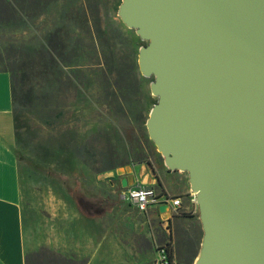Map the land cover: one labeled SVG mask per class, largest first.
<instances>
[{
  "label": "rangeland",
  "instance_id": "1",
  "mask_svg": "<svg viewBox=\"0 0 264 264\" xmlns=\"http://www.w3.org/2000/svg\"><path fill=\"white\" fill-rule=\"evenodd\" d=\"M120 2L0 0V72L18 67L32 74L26 97L14 108L11 146L18 157L31 264H67L60 257L76 260L70 251L53 249L60 240L55 227L67 229L73 209L66 189L49 175H64L91 199L115 198L116 169L128 168L129 173L133 164L162 161L144 124L156 102L148 83L122 90L146 42L135 32L124 41L113 31ZM39 49L44 57L48 50L60 53L57 68L50 69L45 61L36 66ZM121 92L124 101L118 98ZM174 217L153 264L165 247L172 264H194L198 256V211ZM42 251L48 254L41 257Z\"/></svg>",
  "mask_w": 264,
  "mask_h": 264
},
{
  "label": "water",
  "instance_id": "2",
  "mask_svg": "<svg viewBox=\"0 0 264 264\" xmlns=\"http://www.w3.org/2000/svg\"><path fill=\"white\" fill-rule=\"evenodd\" d=\"M117 16L146 42L145 128L187 175L199 264H264V0H121ZM127 172L116 169L122 188Z\"/></svg>",
  "mask_w": 264,
  "mask_h": 264
},
{
  "label": "crops",
  "instance_id": "3",
  "mask_svg": "<svg viewBox=\"0 0 264 264\" xmlns=\"http://www.w3.org/2000/svg\"><path fill=\"white\" fill-rule=\"evenodd\" d=\"M13 100L10 75L0 72V264H31L30 246L27 243V222L22 211V190L19 163L11 149L14 141ZM128 186L153 187L158 196L178 198V212L169 205L163 212L152 205L140 213L130 203L121 199L123 189L115 198H85L104 200L114 205L95 219L85 218L68 194L70 213L67 229L59 231L60 240L53 249L70 251L76 260L60 257L67 264H153L158 244L170 235L168 227L174 216H193L197 212L194 195L190 191L187 175L167 169L162 161L151 159L131 166ZM127 186V187H128ZM80 189V188H79ZM82 192V191H81ZM174 215V216H173ZM177 217V218H178ZM62 235L64 239H62ZM33 249V248H32ZM46 251L41 252L44 256ZM33 256H39L34 253ZM55 257V256H54ZM60 259V260H61Z\"/></svg>",
  "mask_w": 264,
  "mask_h": 264
},
{
  "label": "trees",
  "instance_id": "4",
  "mask_svg": "<svg viewBox=\"0 0 264 264\" xmlns=\"http://www.w3.org/2000/svg\"><path fill=\"white\" fill-rule=\"evenodd\" d=\"M95 7H96V11L98 12L99 10L97 9V5H95ZM112 29L115 32V34L124 41L128 39L129 33L134 32L133 30L126 28L121 23L120 20L112 22ZM56 52H57V54H56ZM46 55H47V57L43 56V50L42 49H39L37 51L38 58L36 59L37 60L36 66L41 65V62L45 61L48 64L50 69L57 68V64L59 62L58 56L60 55V53L56 50H53V51L48 50V51H46ZM4 72H6V71H4ZM8 72L10 75V85H11V93H12V100H13V118H14V108H16V106L20 105L23 102L24 98L26 97V93H24V90L26 88V84L30 80L29 77L32 74H28V73L24 72L21 68H18V67H14V68L10 69ZM50 74H53V72H51ZM124 80H125V82L127 81L126 82L127 86L124 87L122 90L128 91V89L130 88V87H128V85H132L136 88H143L146 83H148V85L150 84V82L152 81V78L143 77L140 74V72L138 70V66H137V67H134V74H133V72H128V74L124 77ZM125 95L122 94V92H121V95H119V97H118L120 99V101L125 100V97H126ZM149 111H148V114H149ZM14 121H15V119H14ZM145 122H146V120H145ZM145 122H144V124H145ZM14 130H15V126H14ZM15 157L18 161V157L16 155H15ZM121 162L116 163V165L117 164L121 165L122 164ZM49 177L56 179L57 181H59L63 185V187L66 189L67 193L69 194V196L71 197V199L75 203L77 210L87 219H95V218L99 217L102 213H104L105 211H108L114 205L113 203H110V202H107L104 200L90 201V200L86 199L84 194L78 188V185L73 184V183L71 184V181L67 177H65L64 175H62L60 173L53 172V174L51 176L49 175ZM165 250H166V254H167L169 264H172L171 251H170V249H167V247H165Z\"/></svg>",
  "mask_w": 264,
  "mask_h": 264
},
{
  "label": "built area",
  "instance_id": "5",
  "mask_svg": "<svg viewBox=\"0 0 264 264\" xmlns=\"http://www.w3.org/2000/svg\"><path fill=\"white\" fill-rule=\"evenodd\" d=\"M120 197L122 200L130 203L140 212H147L152 205H169L174 212H178L181 204L178 198H169L166 196H158L156 190L151 186L133 185L123 188ZM157 264H169L165 248H160L158 251Z\"/></svg>",
  "mask_w": 264,
  "mask_h": 264
},
{
  "label": "bare ground",
  "instance_id": "6",
  "mask_svg": "<svg viewBox=\"0 0 264 264\" xmlns=\"http://www.w3.org/2000/svg\"><path fill=\"white\" fill-rule=\"evenodd\" d=\"M200 263V255L197 256V258L195 259L194 264H199Z\"/></svg>",
  "mask_w": 264,
  "mask_h": 264
}]
</instances>
